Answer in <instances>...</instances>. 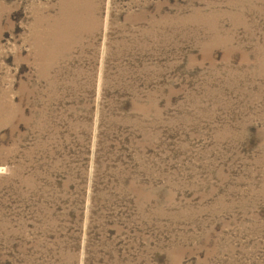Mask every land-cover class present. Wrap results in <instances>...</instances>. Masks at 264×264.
<instances>
[{
  "label": "rangeland",
  "instance_id": "1",
  "mask_svg": "<svg viewBox=\"0 0 264 264\" xmlns=\"http://www.w3.org/2000/svg\"><path fill=\"white\" fill-rule=\"evenodd\" d=\"M0 264H264V0H0Z\"/></svg>",
  "mask_w": 264,
  "mask_h": 264
}]
</instances>
